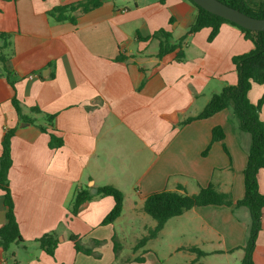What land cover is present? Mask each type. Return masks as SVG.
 I'll list each match as a JSON object with an SVG mask.
<instances>
[{
    "label": "crops",
    "instance_id": "0c3cea01",
    "mask_svg": "<svg viewBox=\"0 0 264 264\" xmlns=\"http://www.w3.org/2000/svg\"><path fill=\"white\" fill-rule=\"evenodd\" d=\"M83 0H0V32L11 33V80L23 113L36 124L22 123L11 102L5 77H0V154L7 130L16 128L11 142L10 189L20 233L25 241L9 255L18 264H242L250 225L245 207H195L170 219L160 235L133 251L156 221L142 211L155 192L189 194L213 185L237 202L244 197V170L250 135L242 132L229 110L181 125L201 113L214 93L236 85L232 59L254 48L237 27L223 24L212 42L205 28L184 44L185 58L157 57L156 40L140 41L165 29L175 39L186 34L197 10L187 0H104L78 18L76 25L56 23L47 12ZM173 19V22L170 20ZM123 57L124 60H119ZM44 72L46 76H44ZM34 75L33 78H29ZM264 85L254 84L248 97L254 104ZM37 107L54 115L49 126ZM264 121V104L260 113ZM222 128L224 140L212 132ZM63 139L51 148L50 134ZM264 194V169L258 173ZM111 185L124 194L122 215L102 222L114 206L112 197H95L78 213H70L77 189ZM264 215V214H263ZM6 222L0 189V227ZM57 231L55 257L35 240ZM95 248L100 258L77 253L69 235ZM132 240L130 254L116 258L113 238ZM62 238V240L60 239ZM130 238V239H129ZM207 255L197 260L188 250ZM143 257L144 262L134 259ZM264 264V217L253 255ZM0 264L9 260L0 253Z\"/></svg>",
    "mask_w": 264,
    "mask_h": 264
},
{
    "label": "trees",
    "instance_id": "16d2710c",
    "mask_svg": "<svg viewBox=\"0 0 264 264\" xmlns=\"http://www.w3.org/2000/svg\"><path fill=\"white\" fill-rule=\"evenodd\" d=\"M16 1V0H8ZM197 10L195 21L190 25L186 34L175 39L172 32L160 29L155 31L151 36L142 38L138 36L140 41L156 40L159 43V51L157 57H163L173 54L177 62L183 61L185 58L184 44L186 39L205 28H209L211 33L208 41L212 42L218 35L223 24H230L240 29L245 37L254 44L253 50L249 53L235 56L232 61L238 75V83L236 85L225 86L220 92L214 93L201 113L194 117H188L181 125H186L195 120H203L214 116L215 114L229 110L232 119L237 123L238 128L250 135L251 143L248 150V161L244 170V197L234 202L228 193L218 191L213 185L201 187L196 194H189L186 189L179 185L174 191H160L149 195L142 207V211L151 216L156 221V226L148 229L145 236L137 241L133 247V251L144 248L151 240L157 238L166 223L174 218L183 215L185 212L200 206H226L240 208L245 207L250 212V225L246 238V243L241 249L244 251L242 264H255L253 255L256 248V242L260 231L263 228L264 217V194L259 191L258 173L264 169V121L260 117L262 106L264 104V94L256 104L252 103L248 97V93L254 84L264 85V31L254 32L237 25L234 22L217 16L202 7L198 6L192 0H187ZM229 7L237 9L248 16L264 19V0H218ZM104 0H83L76 3L61 5L48 11V16L56 23H71L76 25L78 18L86 13L98 9L103 5ZM173 22V19L170 20ZM12 34L0 32V77H5L6 84L11 92V102L16 110L18 119L22 123L37 126L42 132L48 133V129L44 126L36 124L31 115L23 113V108L17 98L14 82L11 80V71L8 68V62L13 54ZM119 60H124L119 57ZM31 114H42L46 123L53 126L55 120L54 115L43 114L39 108L32 107L29 109ZM16 128L9 129L5 132L2 141V150L0 154V189L4 192V205L6 209V222L0 227V253L4 254L9 260V264H18L11 260L9 255L10 248L15 245L25 244L21 236L20 228L17 222L12 192L9 182V171L12 167L11 142L15 135ZM50 134V147L60 148L64 142L62 138ZM212 140L214 142H222L224 140V132L222 128L216 127L212 132ZM112 197L114 206L109 214L105 217L102 224L114 223L123 213L124 194L111 185L105 186H87L77 189L74 194L72 208L70 213L73 216L78 215L80 210L95 197ZM69 240L74 244L77 253L100 258V254L95 252V248L101 247L104 242L92 240L91 245H86L81 238L75 234H70ZM36 243L50 256L55 257V250L59 244V234L57 231L49 232L41 238L35 240ZM114 253L119 258L122 250V244L117 236L113 238ZM188 250L197 254V260L207 254L197 247L193 246ZM135 262H144L143 257H137ZM123 262H120L122 264ZM192 262V264H194Z\"/></svg>",
    "mask_w": 264,
    "mask_h": 264
},
{
    "label": "water",
    "instance_id": "95a60500",
    "mask_svg": "<svg viewBox=\"0 0 264 264\" xmlns=\"http://www.w3.org/2000/svg\"><path fill=\"white\" fill-rule=\"evenodd\" d=\"M198 6L203 9L220 16L226 20L236 23L237 25L243 27L244 29L263 32L264 31V19H257L246 15L245 13L229 7L228 5L218 1V0H192ZM44 76L46 73L44 72ZM62 240V238H60Z\"/></svg>",
    "mask_w": 264,
    "mask_h": 264
},
{
    "label": "rangeland",
    "instance_id": "374dc122",
    "mask_svg": "<svg viewBox=\"0 0 264 264\" xmlns=\"http://www.w3.org/2000/svg\"><path fill=\"white\" fill-rule=\"evenodd\" d=\"M130 239V238H129ZM131 239L130 240H127V242L123 243L121 242L122 244V250L120 252V255H121V258L124 257L126 254H130V252H132V250L129 248V244L131 243Z\"/></svg>",
    "mask_w": 264,
    "mask_h": 264
},
{
    "label": "built area",
    "instance_id": "2783aa9c",
    "mask_svg": "<svg viewBox=\"0 0 264 264\" xmlns=\"http://www.w3.org/2000/svg\"><path fill=\"white\" fill-rule=\"evenodd\" d=\"M33 77H34V75H30V76H29V78H33Z\"/></svg>",
    "mask_w": 264,
    "mask_h": 264
}]
</instances>
